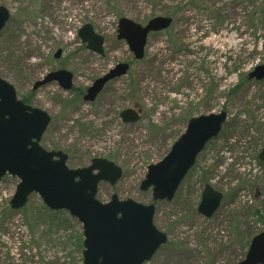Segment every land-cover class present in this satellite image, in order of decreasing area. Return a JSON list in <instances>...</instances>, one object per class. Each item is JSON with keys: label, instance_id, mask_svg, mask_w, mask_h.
<instances>
[{"label": "rangeland", "instance_id": "1", "mask_svg": "<svg viewBox=\"0 0 264 264\" xmlns=\"http://www.w3.org/2000/svg\"><path fill=\"white\" fill-rule=\"evenodd\" d=\"M257 0H0L11 18L0 34V77L18 98L47 111L51 123L41 144L69 155L70 168L106 158L123 169L115 184L101 182L97 197L154 203V223L169 239L146 264H236L264 229V80L248 74L264 64V23ZM173 24L151 33L143 59H136L118 24L129 17L143 24L155 16ZM92 23L105 37V54L82 43L78 31ZM58 48L63 55L55 58ZM119 62L128 75L110 82L94 102L83 92ZM60 68L74 74L64 90L34 84ZM142 108L141 119L124 124L120 112ZM226 110L221 133L208 143L172 201L140 190L151 164L159 162L185 132L193 116ZM19 179L0 178V264H80L82 224L66 210H50L33 193L13 209ZM223 192L210 218L197 209L204 186ZM69 246V247H68ZM72 247V248H71ZM74 252H71V250ZM84 249V248H83Z\"/></svg>", "mask_w": 264, "mask_h": 264}, {"label": "water", "instance_id": "2", "mask_svg": "<svg viewBox=\"0 0 264 264\" xmlns=\"http://www.w3.org/2000/svg\"><path fill=\"white\" fill-rule=\"evenodd\" d=\"M11 17L10 10L0 5V33ZM173 23L169 16H155L145 25L129 17L119 21L118 38L124 39L136 59L145 55L151 32L165 30ZM79 37L87 47L104 54L105 39L92 23L79 30ZM129 64L119 63L106 75L99 77L87 89L86 101H94L105 85L114 77L127 73ZM250 79H264V64L249 74ZM58 81L68 90L73 73L59 69L34 84L37 89ZM125 122L140 119L132 108L121 113ZM228 113H209L189 120L185 133L173 144L170 152L159 162L151 164L140 185L142 191L152 189L154 200L171 201L180 184L195 165L207 143L219 135ZM51 122L49 113L24 103L15 87L0 77V178L6 174L17 176L20 182L11 200L13 209L24 207L31 193H38L53 210H67L83 226V264H144L166 244L168 235L154 223L155 204H143L134 199H121L113 194L108 202L97 198L102 181L115 185L123 169L105 158H95L86 167L70 168L68 154L49 151L41 144ZM264 161V146L260 152ZM223 194L206 185L198 211L211 217L220 206ZM237 264H264V230L251 241L244 260Z\"/></svg>", "mask_w": 264, "mask_h": 264}, {"label": "trees", "instance_id": "3", "mask_svg": "<svg viewBox=\"0 0 264 264\" xmlns=\"http://www.w3.org/2000/svg\"><path fill=\"white\" fill-rule=\"evenodd\" d=\"M255 7H256L257 13H259V16L257 18L262 20L263 23H264V0H257ZM261 98L264 99V97H261ZM23 100L26 103H29V104L31 103L29 98H24ZM71 239H76V238L73 235L72 236H68L67 239H66V242L72 243L71 245H73V247L75 245L77 250L79 252H82V250L84 248V246H83V233L82 234L80 233L79 236H77V244H74V242H72ZM71 252H74V250L72 249ZM80 264H82V258H81V263Z\"/></svg>", "mask_w": 264, "mask_h": 264}, {"label": "flooded vegetation", "instance_id": "4", "mask_svg": "<svg viewBox=\"0 0 264 264\" xmlns=\"http://www.w3.org/2000/svg\"><path fill=\"white\" fill-rule=\"evenodd\" d=\"M104 54H105V52H104ZM103 54V55H104ZM62 55H63V48H58V50L56 51V53L54 54V56H55V58H60V57H62ZM120 63V62H119ZM124 63H126V62H124ZM117 64V63H116ZM115 64V65H116ZM127 64H129V66H130V63H127ZM115 65H113L110 69H108L106 72H104L102 75H105L106 73H108ZM130 68V67H129ZM60 69H64V68H60ZM67 70V69H66ZM55 71V70H54ZM52 72V71H51ZM50 73V72H49ZM48 73V74H49ZM102 75H100V76H102ZM45 76H47V75H45ZM45 76H43V78L45 77ZM100 76H98L97 78H95V80L96 79H98ZM118 77H115L114 79H112V80H110L107 84H106V86L110 83V82H112V81H114L115 79H117ZM94 80V81H95ZM56 81V80H55ZM56 82H58V81H56ZM59 84V83H58ZM92 85V84H91ZM106 86H105V88H106ZM104 88V89H105ZM34 89V88H33ZM38 89V88H37ZM34 90H36V89H34ZM103 92V91H102ZM101 92V93H102ZM86 93H87V89H85V91L83 92V99H84V96L86 95ZM100 93V94H101ZM99 94V95H100ZM98 95V96H99ZM98 96L96 97V99L98 98ZM95 99V100H96ZM94 100V101H95ZM85 101V100H84ZM94 101H92V102H94ZM128 108H132V109H134L135 111H137V112H139V111H142V108H140V107H128ZM128 108H124L123 110H121V112H120V117H121V119H122V122L124 123V124H130V123H128V122H125L124 120H123V117L121 116V113H122V111H124L125 109H128ZM140 113V112H139ZM264 143V142H263ZM264 144H261V146H263ZM262 148V147H261ZM69 158V157H68ZM213 188H214V186H212ZM214 189H216V188H214ZM202 195V194H201ZM223 200V199H222Z\"/></svg>", "mask_w": 264, "mask_h": 264}]
</instances>
